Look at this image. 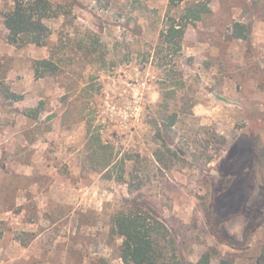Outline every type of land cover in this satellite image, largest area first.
<instances>
[{
  "label": "rangeland",
  "instance_id": "374dc122",
  "mask_svg": "<svg viewBox=\"0 0 264 264\" xmlns=\"http://www.w3.org/2000/svg\"><path fill=\"white\" fill-rule=\"evenodd\" d=\"M186 1L57 0L39 46L9 40L0 0V264H125L111 223L132 207L182 264H264V0H209L173 49Z\"/></svg>",
  "mask_w": 264,
  "mask_h": 264
},
{
  "label": "trees",
  "instance_id": "16d2710c",
  "mask_svg": "<svg viewBox=\"0 0 264 264\" xmlns=\"http://www.w3.org/2000/svg\"><path fill=\"white\" fill-rule=\"evenodd\" d=\"M10 6L3 14V23L8 30V38L17 44L33 43L47 45L52 30L45 22L60 16H68V10L57 0H7ZM175 3L176 0H171ZM212 14L209 0H188L181 6L177 15L169 16L160 40L173 49L181 47L187 32ZM249 28L247 24L235 22L231 36L246 39ZM92 52L98 51L99 40L90 32L89 40ZM89 48V46H88ZM56 45L51 46L48 58L35 61L34 72L37 78L54 74L58 69ZM175 116H170L168 124L172 126ZM111 162H105V168ZM112 229L123 238L120 245V258L125 264H182L169 255L167 237L169 230L156 217L132 207L121 210L112 217ZM197 264H210V254L204 253ZM258 264H261L260 261Z\"/></svg>",
  "mask_w": 264,
  "mask_h": 264
},
{
  "label": "crops",
  "instance_id": "0c3cea01",
  "mask_svg": "<svg viewBox=\"0 0 264 264\" xmlns=\"http://www.w3.org/2000/svg\"><path fill=\"white\" fill-rule=\"evenodd\" d=\"M211 9L213 8L211 5H210Z\"/></svg>",
  "mask_w": 264,
  "mask_h": 264
}]
</instances>
